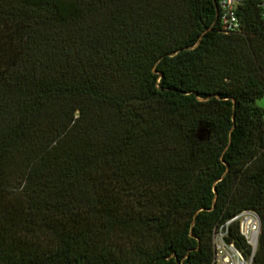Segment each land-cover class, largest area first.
Returning a JSON list of instances; mask_svg holds the SVG:
<instances>
[{
    "label": "trees",
    "instance_id": "16d2710c",
    "mask_svg": "<svg viewBox=\"0 0 264 264\" xmlns=\"http://www.w3.org/2000/svg\"><path fill=\"white\" fill-rule=\"evenodd\" d=\"M257 4L0 0V264H210L244 210L264 264Z\"/></svg>",
    "mask_w": 264,
    "mask_h": 264
},
{
    "label": "built area",
    "instance_id": "2783aa9c",
    "mask_svg": "<svg viewBox=\"0 0 264 264\" xmlns=\"http://www.w3.org/2000/svg\"><path fill=\"white\" fill-rule=\"evenodd\" d=\"M243 3L244 0H215L220 33L228 35L243 31V23L239 15ZM257 7L264 25V0H258ZM233 223L238 226V236L242 239V247H237L230 239L229 227ZM260 229V219L252 210L241 211L224 224L216 226L212 232L210 264H252L258 247Z\"/></svg>",
    "mask_w": 264,
    "mask_h": 264
},
{
    "label": "rangeland",
    "instance_id": "374dc122",
    "mask_svg": "<svg viewBox=\"0 0 264 264\" xmlns=\"http://www.w3.org/2000/svg\"><path fill=\"white\" fill-rule=\"evenodd\" d=\"M257 104L264 106V99L258 101Z\"/></svg>",
    "mask_w": 264,
    "mask_h": 264
}]
</instances>
